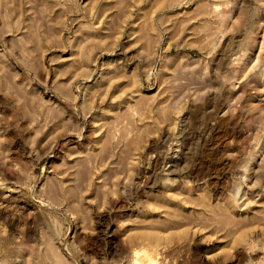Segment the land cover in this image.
Segmentation results:
<instances>
[{
    "label": "rangeland",
    "instance_id": "rangeland-1",
    "mask_svg": "<svg viewBox=\"0 0 264 264\" xmlns=\"http://www.w3.org/2000/svg\"><path fill=\"white\" fill-rule=\"evenodd\" d=\"M149 262L264 264V0H0V264Z\"/></svg>",
    "mask_w": 264,
    "mask_h": 264
},
{
    "label": "bare ground",
    "instance_id": "bare-ground-1",
    "mask_svg": "<svg viewBox=\"0 0 264 264\" xmlns=\"http://www.w3.org/2000/svg\"><path fill=\"white\" fill-rule=\"evenodd\" d=\"M152 263L154 264V262H152ZM152 263L149 262V264H152Z\"/></svg>",
    "mask_w": 264,
    "mask_h": 264
}]
</instances>
